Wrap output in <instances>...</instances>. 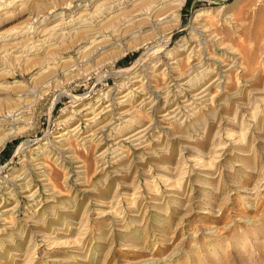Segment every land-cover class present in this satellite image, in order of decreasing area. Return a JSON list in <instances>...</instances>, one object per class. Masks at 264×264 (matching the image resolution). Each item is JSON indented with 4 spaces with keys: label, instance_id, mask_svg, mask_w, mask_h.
I'll return each mask as SVG.
<instances>
[{
    "label": "rangeland",
    "instance_id": "1",
    "mask_svg": "<svg viewBox=\"0 0 264 264\" xmlns=\"http://www.w3.org/2000/svg\"><path fill=\"white\" fill-rule=\"evenodd\" d=\"M94 1L102 0H74L69 9L56 11L69 15ZM178 9L166 15V24L144 25L134 42L110 40L103 58L91 52L81 59L75 46L59 51L64 69L42 75L29 63L8 76L6 101L22 108L5 124L16 133L0 146V198L5 207L17 206L16 227L0 237V264H264V188L243 190L264 178V51L254 37L258 18L264 20V0H183ZM23 19L10 20L3 29ZM184 41L222 78L212 88L218 90L213 110L208 106L183 124L170 123L163 118L170 104L161 88L176 68L187 67ZM236 58L242 64L223 72ZM133 70L155 101L138 113L149 124V147L125 142L114 161L111 154L98 161L93 148L80 145L68 128L80 124L85 131L83 105H97L98 99L100 108L109 104L103 122L115 118L121 84L127 90L136 86ZM170 89L175 104L177 82ZM235 113L237 123L245 120L249 127L238 144L226 135ZM15 118L20 120L13 123ZM109 130L106 126L101 134ZM222 144L227 148L217 165L195 166L194 157L209 156ZM183 172L188 175L179 184ZM21 173L43 201L33 219L26 214L38 204L25 198L13 179ZM131 195L137 196L134 203L128 201Z\"/></svg>",
    "mask_w": 264,
    "mask_h": 264
},
{
    "label": "bare ground",
    "instance_id": "2",
    "mask_svg": "<svg viewBox=\"0 0 264 264\" xmlns=\"http://www.w3.org/2000/svg\"><path fill=\"white\" fill-rule=\"evenodd\" d=\"M73 2L74 0H0V103H3L2 106H0V115L2 117V119H0V146L11 135L16 133V128L6 130L5 124L9 121V118L11 119L15 113L22 108V105L17 108V105L13 107L6 101V99L9 100L8 89L10 85H12L7 81V78L13 74V70L27 64L29 65V63L36 65L39 71L38 74L42 75L49 74L58 67L64 69L63 65L65 60L59 51H69V49L75 46L78 47L77 51L81 59L86 58L88 56L87 54L91 52L96 55H101L100 57L103 58L106 56L103 55L109 48L107 45L110 43V40L129 38V40H133L132 42H134V40L136 41L137 38H139L140 28L144 25L146 26V24L151 21L164 24L167 20L166 15L176 12L183 0H102L100 2L94 1L91 5H85L84 7H77L74 12H71L69 15H66L63 11H56L58 8L69 9L73 5ZM198 16H200V14L196 15L194 19L197 20ZM22 18L24 19L19 25L3 29L6 22ZM201 25L203 24L201 23ZM254 37L257 42V49L259 51H264V20L260 17L258 18L254 30ZM181 48L182 51H187V56L185 55L187 57V67L183 71L176 68L177 72L173 75V78L162 75V77H165V80L161 89L164 100L166 103L170 104V108L165 111L163 118L170 123L183 124L187 122L192 115H195L203 108L205 109L210 106L212 110L214 109L218 90L213 93L212 88H218L221 81L220 78H222L219 77V75L222 73L219 74L215 68L205 64L200 56L197 55L195 46H191V44L185 42ZM112 51L108 53L109 56L112 54ZM170 54H167V56ZM173 55L174 54L171 56ZM153 62L151 63L152 66L154 64ZM239 64L242 63L236 58L234 62L226 65L227 68H225L223 72H229L231 68ZM154 66L156 65L154 64ZM65 70H67V68ZM131 75L132 78H135L132 82H134L136 86L131 90H127L125 87L128 85L125 83L121 84L123 91L117 103L118 106L121 107L118 109L115 118L112 117L107 122H103L102 115L104 113V107H109V104L100 108V100L98 99L97 105H94V102H89L85 103L83 108L81 107L82 111L85 112L84 120L86 121L87 127L85 131H81L80 124L68 128L69 136L75 139L80 138L77 140L80 141V145L87 144L93 148L98 161L104 159L107 154H111L110 158L112 160L115 159L124 151L125 142L132 143V146L137 149H147L149 147L150 143L147 142L149 124L145 125L142 123L138 113L139 111L142 112V110L150 109L155 101L152 95L148 94L145 90L144 80L140 72H138V70H133ZM223 76L225 77V75ZM42 77L43 76L40 75V78ZM206 78H212V80L209 84L199 89V84L206 80ZM175 82H177V96L180 101H176L174 104L173 100H170V88L171 84ZM134 89H137L138 93L133 92ZM137 98H140L139 101L133 104ZM261 104L263 107L264 97L262 98ZM183 108L184 111H182ZM16 120H18V118L13 119V123ZM230 123L231 125H229L226 134L230 138V142L232 144H238L245 140V132L249 130L245 120L237 123V113H235ZM106 126H111V131L109 130L110 132L107 136H104L101 134V131ZM217 135H220L219 131L215 132L216 137H218ZM59 141H61L62 143H60L63 145L67 144L64 138ZM106 141H108V143H106ZM67 148L72 149L70 146ZM226 148L227 145L222 144L209 156L200 158L199 156L194 157L195 166L203 167L206 165H217L225 154ZM183 154L184 152L182 151L179 158L180 162H183ZM77 167L80 169L83 167V164H79ZM64 174L66 179L68 174L67 172ZM187 175L186 173L184 174V172L180 175L181 181L179 184L183 183ZM13 179L18 181L19 186L22 188L23 196L32 203L38 204L36 209L26 214L27 219H33L36 215V210H38L43 203L41 198L38 197V188H34L30 184L24 173L16 175ZM164 181L167 185H172V182L167 176H164ZM262 188H264V178L260 177L255 182L253 188L242 189L245 190V192H254ZM7 193L8 195L10 194V198H12V191L8 190ZM136 197V195H131L128 197V201L130 200V203H134L137 199ZM2 200L3 199L0 198V237H3L8 230H14L17 225L15 215L17 206L15 204H9V206L5 207ZM118 214H121L120 210ZM46 240L54 243L53 237L51 236H46Z\"/></svg>",
    "mask_w": 264,
    "mask_h": 264
}]
</instances>
